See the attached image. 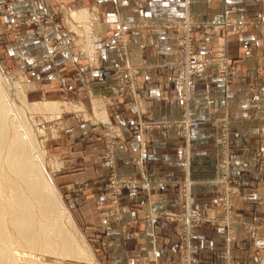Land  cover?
Listing matches in <instances>:
<instances>
[{"label":"crops","instance_id":"0c3cea01","mask_svg":"<svg viewBox=\"0 0 264 264\" xmlns=\"http://www.w3.org/2000/svg\"><path fill=\"white\" fill-rule=\"evenodd\" d=\"M133 1L118 0V8L122 18L134 22L177 19L185 13L195 15L198 20L214 21L220 19L224 3H231L232 20L224 37L228 57L237 63L238 73L228 85L213 77L196 81L190 86L192 97L183 102L184 90L176 82L178 67L172 63L174 33L157 26L130 25L123 49L115 42L117 18L110 12L101 24L98 70L82 67L85 75L70 74L68 71H73L74 65L61 57L56 61V69L43 75L40 84L44 90H55L62 84L71 89L77 78L84 83V77L94 78L99 72L103 75L101 83L95 85L102 87L100 94L105 99L107 124L122 139L117 142L115 151V173L143 177L147 181L137 190L123 193L118 220L105 217L106 228L101 230L106 239L105 247L119 256L110 264H181L177 258L174 226L160 213L163 209L166 214L178 204L176 186L179 181L188 186L190 198L195 205L203 207L207 218L193 230L194 264H260V224L254 223L252 218L255 219L256 213H264V187L258 181L249 187L242 185L238 195L231 198L237 221L231 225L229 217L228 225L219 224L222 204L226 199L230 204L231 199L220 194L223 181L218 182L217 140L219 127L225 121L230 153L235 155L238 138L264 152V0H151L144 9L132 5ZM258 19L257 24L248 23ZM212 36L211 27L196 31L197 41L203 43L202 51L212 44ZM125 62L136 69L135 74L142 71L145 77L139 103L120 97L108 88L113 79L112 71ZM251 80L256 82L255 93L248 91ZM186 116L195 118L197 127L184 125ZM155 122H164V129L147 127ZM78 133H73V141L78 142L80 137L83 141L86 139L85 155L90 160L85 161L84 170L97 173L102 184L110 168L102 156L97 157L103 149V142L96 139L98 131L85 129L84 136ZM181 151L187 154L185 161H182ZM227 165L229 169L230 162L227 161ZM239 168L240 171H233L244 177L253 172L246 161ZM146 214L149 217H145ZM243 219L249 223L248 227L243 226ZM109 240L115 245L109 244Z\"/></svg>","mask_w":264,"mask_h":264},{"label":"rangeland","instance_id":"374dc122","mask_svg":"<svg viewBox=\"0 0 264 264\" xmlns=\"http://www.w3.org/2000/svg\"><path fill=\"white\" fill-rule=\"evenodd\" d=\"M150 1L134 0L132 5L144 9L148 3H151ZM118 7V0H0L1 83L5 88L9 86L10 100L16 107H24L26 104L30 106L27 119L36 129L37 142L41 147L40 153H43L45 170L55 184L60 201L70 212L78 231L75 232L69 224L66 226L74 231L73 234L79 244H83L86 250L89 248L93 255L90 259L84 257L82 259L81 256L75 257L62 253L57 246L33 252L19 249V264H110L119 256L110 253L107 246L105 247L106 239L104 233L101 232L104 227L106 228L105 217L108 220H118L119 200L123 193L137 190L147 182L143 177L119 176L115 173V151L121 137L116 136L115 130L107 124L105 99L100 94L102 87L95 85L101 83L100 80L103 78L100 72L94 78L84 77V83H80L77 78L73 81L74 86L71 89L62 84L60 87H55V90L52 88L44 90L40 84L43 75H47V71L56 69V61L61 57L65 58L64 62L70 61L74 65L75 69L68 71L70 74L85 75L82 67L99 69V43H101V32L103 31L101 24L105 22L108 13L113 12L117 18L114 37L115 42L123 49L127 45L126 35L130 25L157 26L170 29L174 33L175 57L172 63L178 67L176 82L184 90L183 102H187L192 97L190 86L196 81L213 77L228 85L238 73L235 66L237 63L228 57L224 37L225 30L232 20L229 12L231 3H224L220 19L214 21L198 20L195 15L185 13L177 19L161 18L134 22L122 18ZM85 10L87 13L85 12L84 15ZM72 11L76 12L77 16L72 15ZM258 21L259 19L251 20L248 23L257 24ZM203 27H211L214 35L212 36L213 42L206 51H202L200 47L203 43L197 41L195 37L196 31ZM186 54L197 57L203 62L208 61L206 70L195 77L192 75L195 71H183L181 61L184 60ZM95 55H97L96 58ZM134 71L136 69L126 62L117 67L116 71H112L113 79L110 80L108 88L120 97L139 103L142 101L140 91L144 86L145 77L143 78L142 71H137V74ZM186 75L189 81L188 84H183V76L186 79ZM256 90V82L251 80L248 91L253 93ZM44 101L55 102L61 110L60 114L56 115V112L42 109ZM101 111L102 114L99 113ZM186 118L188 122L195 119L188 116ZM162 123L147 124V127L164 129ZM128 124L132 127L130 121ZM85 129L98 131L96 139L103 142L102 153H99L97 157L102 156L103 162L107 164L110 171L106 181L102 184H100L101 179L97 173L90 174L88 170H84L85 161H90L89 156L85 155L87 143L84 141L86 139L83 141V137H80L78 142L73 141V133L79 132L84 136ZM217 141L220 161L218 182L220 184V181H223V186L220 187L221 196L231 199L238 195L242 185L249 187L256 181L258 184L261 182L264 187L263 150L259 147H250L247 141L238 138L235 141V155L232 151L230 153L229 129L225 121L219 127ZM186 156L187 154L181 151L182 161L187 159ZM96 159L99 161L98 158ZM227 161L230 162L229 169ZM245 161L253 171L251 174H246V177L242 173L233 171L234 169L240 171L239 165ZM224 182L231 183L228 185ZM186 187L188 186L179 181L176 186L178 204L166 211V214L163 209L160 213L174 226L178 249L177 258L181 264H194L196 258L192 251L193 230L197 225L207 221V218L201 209L203 207L194 204L190 198V190ZM193 211L198 212L200 216L195 218L196 214L194 216ZM145 217H149L148 214ZM229 217L231 225L235 224L237 220L232 199L230 204L227 199L222 204L219 224L228 225ZM254 218H252L253 222L259 223L261 230L258 239V244L262 246L260 261L264 255V213H256ZM65 219L66 216L63 218L64 223H66ZM102 219H104L103 224ZM241 222L244 227H248L249 223L246 219ZM80 234L85 243L82 242ZM108 243L115 245L112 240ZM117 254L121 253L117 252Z\"/></svg>","mask_w":264,"mask_h":264},{"label":"bare ground","instance_id":"6f19581e","mask_svg":"<svg viewBox=\"0 0 264 264\" xmlns=\"http://www.w3.org/2000/svg\"><path fill=\"white\" fill-rule=\"evenodd\" d=\"M71 14L77 16L74 11ZM183 84H188V79ZM8 88L0 79V264H19V249L33 252L54 246L62 253L90 259L92 253L76 240L73 232L78 229L45 170L36 129L27 119L31 108L27 104L16 107ZM42 103V109L60 114L55 102ZM184 125L191 127L188 120ZM80 237L85 243L81 234ZM261 264H264V255Z\"/></svg>","mask_w":264,"mask_h":264},{"label":"built area","instance_id":"2783aa9c","mask_svg":"<svg viewBox=\"0 0 264 264\" xmlns=\"http://www.w3.org/2000/svg\"><path fill=\"white\" fill-rule=\"evenodd\" d=\"M189 54H186L185 58L183 61H181L183 63V71H195L194 74V77L195 76H199L200 73L202 71H205L206 70V67H207V64H208V61L207 62H203L201 60H199L197 57H193L192 55L191 56H188ZM190 78H192L191 76H189ZM187 75H186V79H187ZM183 76V82H185L186 80ZM189 81V80H188ZM189 123L191 124V127H196L197 126V123L196 121H189ZM195 211H193V215L195 216V218H198L200 215L198 212L194 213Z\"/></svg>","mask_w":264,"mask_h":264}]
</instances>
